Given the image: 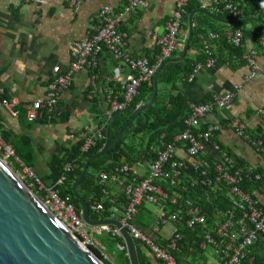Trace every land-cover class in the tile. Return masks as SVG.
Masks as SVG:
<instances>
[{"label": "built area", "instance_id": "1", "mask_svg": "<svg viewBox=\"0 0 264 264\" xmlns=\"http://www.w3.org/2000/svg\"><path fill=\"white\" fill-rule=\"evenodd\" d=\"M189 1L177 0L173 16L165 24V33L158 39L159 54L154 62L146 57L128 54L129 34L121 29V24L130 15L137 14L139 10H148L150 0H128L120 12H114L109 6L103 7L88 36L73 42L68 70L62 72L55 68L47 85L46 97L24 110L26 121H60L63 95L72 89L77 74L90 73L87 99L96 105L99 113L96 114V126H84L79 136L83 140L82 152H88L97 140L105 139L103 131L109 127L111 120L132 108L140 89L144 85L153 87L160 66L179 49V37ZM70 5L80 8L82 0H71ZM212 11L228 12L233 18H240L247 11L254 17L264 13V0H217ZM243 36L241 30H235L228 38L233 45L241 46ZM219 37L220 34L214 31L199 35L206 63L197 64L192 76L203 67L211 68L217 63L213 43ZM257 45L243 56L250 68L248 79L264 71V67L257 64L259 54L264 55V34L259 37ZM105 52L116 56L128 69L129 75L124 81L118 82L112 76L101 77L99 65ZM238 90L239 87H236V91L223 96L214 95L206 103L191 106L185 119L186 129L176 135L172 142L160 141L135 161L123 162L111 172H100V183L105 186L102 191L104 198L95 199L91 210L110 212L108 219L118 220L135 242L138 241L151 252L154 259L164 264H177L175 254L181 253L179 246L186 238L185 231L193 233L189 250H194V244L199 245L209 264H254V258H250L249 254L259 238H264V203L260 198L262 195L256 196L246 191L244 185L261 180L262 174L254 165L242 164L231 156L219 141L220 125L208 124L205 128L199 125L209 114L230 107ZM4 94L5 91L0 89V95ZM0 106L13 119L21 116L16 99L2 100ZM228 126L264 160L262 136L249 133L241 120H231ZM180 150L189 159L182 158ZM0 158L13 168L16 164L21 166L22 171H15L21 176L25 175L23 179L26 182L31 179L27 174L32 175L35 179L28 187L44 190L46 195L40 198L43 203L92 250H100L107 258L105 247L97 236L106 233L113 238L123 239L115 226L88 225L73 204L61 199L52 189L45 188L36 173L23 164L13 147L4 140L1 132ZM70 170L72 166L67 164L65 171ZM64 180L65 176H62L58 183ZM260 191L264 193V187H260ZM117 194L124 196L122 209L118 206ZM105 198L111 204L108 210ZM146 204L155 205L158 212L148 210ZM140 214L143 215V225L137 220ZM190 261L186 258L188 264Z\"/></svg>", "mask_w": 264, "mask_h": 264}, {"label": "crops", "instance_id": "2", "mask_svg": "<svg viewBox=\"0 0 264 264\" xmlns=\"http://www.w3.org/2000/svg\"><path fill=\"white\" fill-rule=\"evenodd\" d=\"M70 1L0 0V89L8 98L18 101L19 110L24 111L32 103L46 97L53 70H68L73 42L88 36L103 7L109 6L114 12H120L128 3V0H82L80 8H76L70 5ZM200 1L202 8L213 13L217 0ZM176 2L150 0L148 10H139L121 24V29L129 34L128 54L151 61L157 58L158 39L165 33V24L173 16ZM226 31L231 33L230 28ZM185 36L182 31L178 50ZM245 46L249 52L258 45L249 41ZM257 64L264 67V55L259 54ZM99 73L102 78L112 76L118 82L129 75L125 65L108 52L100 59ZM249 74L247 63L231 65L220 60L213 67H203L194 76L191 75L181 85L180 91L189 110L214 95L223 96L239 87L230 107L209 114L199 125L202 128L208 124L220 125L219 141L231 156L241 163L264 170L262 156L228 126L231 120H241L249 133L264 137V71L251 79H248ZM89 86L90 73L76 75L72 89L63 95L60 103L64 121L31 124L23 114L13 119L0 106L2 126L16 136H29L38 147L35 168L42 175L47 174L48 164L54 156L62 155L64 149L79 140L84 126H96L94 105L87 99ZM209 152L214 154L212 149ZM179 153L182 158L189 159L182 150ZM260 198L264 203V196Z\"/></svg>", "mask_w": 264, "mask_h": 264}, {"label": "trees", "instance_id": "3", "mask_svg": "<svg viewBox=\"0 0 264 264\" xmlns=\"http://www.w3.org/2000/svg\"><path fill=\"white\" fill-rule=\"evenodd\" d=\"M202 8L200 0H190L185 20L182 25V31L186 34L182 39V46L188 36V16L195 10ZM215 15L228 19L231 21L239 20L238 24L233 26L222 25L210 17L198 13L194 18V37L191 42L189 51L186 58L179 63H169L165 65L158 78V99L153 107L148 111L138 116V118L130 125V127L123 133L114 146L109 149L102 157L92 162L89 166L88 173L78 188V193L87 201L91 207L95 199H103V188L105 187L100 183V172H111L115 166L123 162H132L141 157L150 146L157 144L160 141L170 143L174 137L186 129L185 119L188 115V105L184 94L180 91L181 85L186 82L192 75L197 64L206 63V55L202 48L199 35L207 31H214L220 34V37L214 41V55L217 61L224 60L229 64L242 65L246 63L243 56L248 52L245 44L249 41L258 42L259 37L264 34V23L249 21L245 19L253 17L247 11L244 16L240 18H233L228 12L214 13ZM254 17L260 18L264 21V13L256 14ZM251 25L250 28L247 26ZM230 28L231 33L235 30H241L244 34L241 46L233 45L228 38V31ZM177 50L173 57L180 56L183 48ZM152 60V62H154ZM156 78V76H155ZM154 78V81H155ZM139 96L134 100L132 108L126 112L116 115L107 129L103 131L105 139L97 140V143L88 152H82L81 148L83 140L79 139L70 148L63 150L62 155H56L48 164V172L45 175L36 174L38 179L44 184L45 188H50L68 203L73 204L75 208L80 211V201L75 197L73 185L78 180L85 164L91 156L97 154L100 150L108 144L114 135L123 127V125L131 118L133 112L140 106L148 103L155 92V86L148 88L144 85L140 89ZM211 98H208V101ZM2 100H11L6 93L1 96ZM207 101V102H208ZM206 103V102H205ZM203 104V103H202ZM94 105V113L98 114L96 105ZM21 116L24 111L19 110ZM61 121H64V113ZM54 122H57L54 120ZM52 122V123H54ZM174 122V123H173ZM37 123L48 124L45 120ZM34 124V123H31ZM0 132L4 140L9 143L15 150L17 156L23 164L31 168L35 172L36 151L38 147L34 144L29 136H16L13 132L6 130L0 119ZM264 139V137H263ZM149 152V151H148ZM147 153V152H146ZM70 164L72 170L65 171V166ZM245 164V163H242ZM17 171H22V167L18 164L14 167ZM258 172L262 174V179L259 181H252L244 185V189L250 193H255L256 196H264L260 191V187H264V170L258 168ZM36 173V172H35ZM62 176L65 180L58 183ZM34 182L32 179L27 180V185ZM39 198H44L45 191L34 190ZM114 197V196H113ZM124 196L117 195V203L120 209L124 205ZM105 206L108 210L111 207L109 199L105 198ZM111 216L110 212H96L91 210V219L94 221L106 220ZM138 222L143 225V215L138 216ZM186 238L180 244L181 253L175 254L177 264H188L186 258H189V264H209L204 252L200 249L199 245L194 244V250L190 251L189 242L193 238V233L185 231ZM105 239L100 243L105 247L106 253L109 257L105 258L100 250L93 249V251L106 263V264H130L127 255L126 246L122 238H113L110 234H106ZM137 247V254L140 264H164L163 262L153 258L151 252L135 242ZM250 258H254V264H264V238H259L256 244L251 248L249 254ZM113 259V260H112Z\"/></svg>", "mask_w": 264, "mask_h": 264}, {"label": "water", "instance_id": "4", "mask_svg": "<svg viewBox=\"0 0 264 264\" xmlns=\"http://www.w3.org/2000/svg\"><path fill=\"white\" fill-rule=\"evenodd\" d=\"M202 13L214 21L233 26L240 21L221 18L204 9H195L188 16V36L180 56L167 59L159 68L152 99L137 108L131 118L114 135L111 141L97 154L88 158L82 174L73 185L75 197L81 204V215L90 226L112 225L117 227L123 237L130 264H140L135 241L118 220L91 219V207L78 193L92 162L102 157L111 149L123 133L138 118L155 105L158 99V78L169 63L183 61L194 37V18ZM245 22L264 23L257 17H250ZM174 123V122H173ZM0 264H106L90 247L82 243L43 203L18 176L0 158Z\"/></svg>", "mask_w": 264, "mask_h": 264}, {"label": "rangeland", "instance_id": "5", "mask_svg": "<svg viewBox=\"0 0 264 264\" xmlns=\"http://www.w3.org/2000/svg\"><path fill=\"white\" fill-rule=\"evenodd\" d=\"M8 166L20 177V179H22L23 180V182L27 185V182L23 179L24 177H25V175H20L19 173H17L16 171H15V169L13 168V166H11L9 163H8ZM35 172H36V174H39V175H42V172H38V170L35 168ZM28 176V178H31V179H35L31 174H27ZM28 186V185H27ZM30 187V186H29ZM30 189L34 192V189L33 188H31L30 187ZM146 206V208L148 209V210H150V211H152V212H154V213H156V212H158V208L155 206V205H152V204H146L145 205ZM105 235H98L97 236V239L99 240V241H102L103 239H105ZM107 257H109V255L107 254ZM113 260V259H112Z\"/></svg>", "mask_w": 264, "mask_h": 264}]
</instances>
